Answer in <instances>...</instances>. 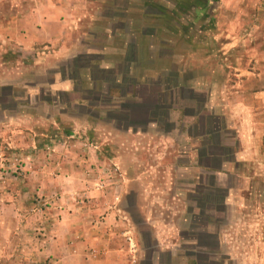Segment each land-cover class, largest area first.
Instances as JSON below:
<instances>
[{"label":"crops","instance_id":"1","mask_svg":"<svg viewBox=\"0 0 264 264\" xmlns=\"http://www.w3.org/2000/svg\"><path fill=\"white\" fill-rule=\"evenodd\" d=\"M151 4L0 0V207L24 210L0 217L7 264H236L226 233L193 212L174 233L145 217V253L128 208L146 206V181L168 171L157 167L160 143H178L176 167L195 182L188 199L217 188V205L232 211L242 184H263L264 30L245 38L242 13L231 14L229 40L206 59L208 28ZM198 50L206 66L192 73ZM89 194H102L98 208Z\"/></svg>","mask_w":264,"mask_h":264},{"label":"rangeland","instance_id":"2","mask_svg":"<svg viewBox=\"0 0 264 264\" xmlns=\"http://www.w3.org/2000/svg\"><path fill=\"white\" fill-rule=\"evenodd\" d=\"M151 2L154 3V5L151 4V6H148L147 9L149 10L156 11L157 4L160 7L164 6L168 9L178 11L179 13L176 14H178L179 17H175L174 20L169 19L173 23H177V21H179L184 25L193 23L195 26L208 28L207 32L203 34V38L209 39V43L212 44V47L211 52H205L206 59H208V57L213 58L215 54L217 56V50L222 47L220 46L222 45L221 43L225 40H229V23L232 18L231 14L242 13L243 16L241 19L243 28H241V31L245 34V38L246 35L249 37L252 33L256 34V31L262 32V30H264L258 23L261 20L260 12L264 9V0H151ZM198 9L200 14L198 17H195ZM246 10H249L250 14L246 15ZM180 13L183 14L179 15ZM236 30L237 29H234V31ZM220 32H223L222 35H220ZM246 32H248V34H246ZM178 44L179 46L177 48L181 50L182 41L178 40ZM183 45H185V43ZM21 55V51L15 50L13 52V60L15 61L21 57ZM201 55H203L202 50H198L196 53L194 52V59L196 58L197 60H193L194 65L189 72L196 73L203 71L206 65L202 66L201 63L199 64L198 58H201ZM34 72L38 73V70H35ZM177 140L180 141V138ZM178 147V143L177 145H169L168 143L166 147L160 143V145L156 147L158 154L160 152L165 153V159L158 160V162L162 163L157 167L163 170L167 169L168 171L166 174H163L162 172L157 174L156 177L148 178L149 180L146 181L148 182V186H146V190H143L142 192V200L147 201L145 202L147 207L144 206L141 210L132 207L128 208L132 219L138 225V229L142 236V239L136 241V243H139L147 254H149L150 247L154 246V242L148 238L151 228L147 223L149 220H145L146 218H151L152 221H156L158 223V232H162L164 230L168 233H174L177 230L176 228L186 229V227L181 223V218H187V216L190 217V212H193L195 213V216L197 215L196 221L198 219V215L201 218L209 215L212 217V223L215 221V223H211L212 225H210V227H214L216 224V229H221L224 233H226L227 238L224 245L233 252V259H236V264H257L258 259L264 258V254L263 256L260 254V252L264 249V182L262 184V180L259 178V180L254 184V181L252 180L251 190L249 192L245 189L246 184H242V189L239 193H237V195H233L232 197L233 200L239 201V205L234 207L232 211L228 208L225 210L224 208L221 209L220 206L217 205V188H204L203 190H205V192L203 195L200 197L192 196L195 200H192L191 198L188 199V195H190L187 193L188 189H193L192 186L195 182L190 183L192 177L182 174V172L178 171L180 168L176 167L177 161H175L173 154L176 153ZM142 152L145 153V160L143 161L147 163L150 157L146 154H149L147 145L142 148ZM17 166L18 164L16 162L13 169L17 170ZM112 167L116 168V165H112ZM0 169H3L2 166H0ZM207 178L208 182L211 177ZM101 198L102 194H89L85 196L84 199L89 205H94L90 208L92 210L94 208H98L97 206L101 204V201H98L97 199L101 200ZM149 200H151L152 204L154 203V200H158V202L157 204H153L150 208L147 205ZM205 202H207L206 205L210 206L208 207L203 204ZM248 203L252 206H248ZM189 204L195 207L191 211L188 209L189 207H187ZM197 205H204L203 208L205 211L202 212L200 209H197ZM102 210L103 209H97L96 211L97 213H100ZM22 211L24 212L21 208H5V206L0 207V217H16L17 214L21 215ZM34 211H36V209ZM230 216H232L234 221L225 225L224 222ZM246 218L250 220L247 222ZM4 231L5 227L0 226V235H2V232ZM253 233L255 234L253 235ZM251 234L255 236L253 240L249 239ZM170 242L178 243L177 240L173 239ZM3 243L4 240H1L0 238V246H2ZM261 245H263L262 248L260 247ZM9 259H12V257L0 255V264H7V260Z\"/></svg>","mask_w":264,"mask_h":264},{"label":"built area","instance_id":"3","mask_svg":"<svg viewBox=\"0 0 264 264\" xmlns=\"http://www.w3.org/2000/svg\"><path fill=\"white\" fill-rule=\"evenodd\" d=\"M2 156H3V150L2 149H0V159L2 158ZM114 168V170L116 171L117 169V167L115 168V167H113Z\"/></svg>","mask_w":264,"mask_h":264},{"label":"trees","instance_id":"4","mask_svg":"<svg viewBox=\"0 0 264 264\" xmlns=\"http://www.w3.org/2000/svg\"><path fill=\"white\" fill-rule=\"evenodd\" d=\"M207 2V1H206Z\"/></svg>","mask_w":264,"mask_h":264}]
</instances>
